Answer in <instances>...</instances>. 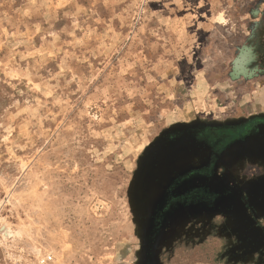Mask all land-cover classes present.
Masks as SVG:
<instances>
[{"label":"rangeland","instance_id":"374dc122","mask_svg":"<svg viewBox=\"0 0 264 264\" xmlns=\"http://www.w3.org/2000/svg\"><path fill=\"white\" fill-rule=\"evenodd\" d=\"M0 264H264V0H0Z\"/></svg>","mask_w":264,"mask_h":264},{"label":"flooded vegetation","instance_id":"af4514ba","mask_svg":"<svg viewBox=\"0 0 264 264\" xmlns=\"http://www.w3.org/2000/svg\"><path fill=\"white\" fill-rule=\"evenodd\" d=\"M199 193H195V194H191L190 196H192V195H198ZM188 204V203H187Z\"/></svg>","mask_w":264,"mask_h":264}]
</instances>
